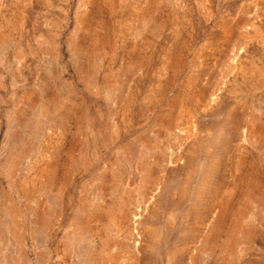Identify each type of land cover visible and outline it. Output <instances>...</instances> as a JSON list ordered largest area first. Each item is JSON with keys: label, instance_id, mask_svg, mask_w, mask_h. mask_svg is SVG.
Instances as JSON below:
<instances>
[{"label": "rangeland", "instance_id": "374dc122", "mask_svg": "<svg viewBox=\"0 0 264 264\" xmlns=\"http://www.w3.org/2000/svg\"><path fill=\"white\" fill-rule=\"evenodd\" d=\"M0 264H264V0H0Z\"/></svg>", "mask_w": 264, "mask_h": 264}, {"label": "bare ground", "instance_id": "6f19581e", "mask_svg": "<svg viewBox=\"0 0 264 264\" xmlns=\"http://www.w3.org/2000/svg\"><path fill=\"white\" fill-rule=\"evenodd\" d=\"M261 126V125H260ZM259 127V126H258ZM262 127H263V125H262ZM249 135V134H248ZM251 135V134H250ZM250 180V179H249ZM218 223V222H217ZM246 229V228H245Z\"/></svg>", "mask_w": 264, "mask_h": 264}]
</instances>
